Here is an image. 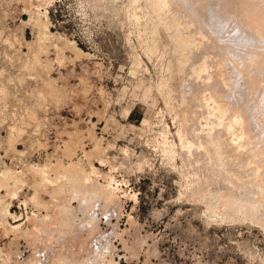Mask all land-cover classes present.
<instances>
[{"label": "rangeland", "instance_id": "rangeland-1", "mask_svg": "<svg viewBox=\"0 0 264 264\" xmlns=\"http://www.w3.org/2000/svg\"><path fill=\"white\" fill-rule=\"evenodd\" d=\"M192 1L0 0V264H264V205L223 208L215 159L191 146L219 126L243 148L226 156L238 186H264V2ZM33 14L48 43L24 25ZM173 16L211 34L192 56ZM203 56L218 70L182 88L180 62ZM69 171L99 193L59 183Z\"/></svg>", "mask_w": 264, "mask_h": 264}, {"label": "bare ground", "instance_id": "bare-ground-1", "mask_svg": "<svg viewBox=\"0 0 264 264\" xmlns=\"http://www.w3.org/2000/svg\"><path fill=\"white\" fill-rule=\"evenodd\" d=\"M148 2H149V5H151L152 7H153V9H154V11L156 12V13H162L165 9H166V7H167V2H168V0H147ZM195 1V0H194ZM194 1H192V2H194ZM199 1V0H198ZM197 1V2H198ZM241 0H234V4L235 3H239ZM244 1V0H243ZM259 1V0H258ZM147 2V3H148ZM179 2H180V0H179ZM260 3L262 2V0L261 1H259ZM263 2H264V0H263ZM177 3H178V1H177ZM201 3H202V1H201ZM219 3V2H218ZM244 3H245V1H244ZM244 3H242V4H244ZM188 4H190V3H188ZM187 4V5H188ZM206 4V3H205ZM210 4H213V3H210ZM258 4V3H257ZM262 4V3H261ZM264 4V3H263ZM262 4V5H263ZM202 5V4H201ZM218 5V4H217ZM238 7H239V5L238 4H236ZM244 5H246V3L244 4ZM260 5V4H259ZM262 5H260V6H262ZM199 7H200V4L198 5ZM214 5H212V7H213ZM219 6V5H218ZM227 6H229V5H227ZM257 6V5H256ZM186 7V6H185ZM191 7V6H190ZM222 7V6H221ZM240 7H242L241 6V3H240ZM263 7V6H262ZM262 7H260V8H262ZM193 8V7H192ZM191 8V9H192ZM216 8V7H215ZM218 8V7H217ZM223 8V7H222ZM194 9V8H193ZM192 9V10H193ZM258 9V8H257ZM176 10V9H175ZM189 10H190V8H189ZM202 10V9H201ZM215 10V9H214ZM218 10H219V8H218ZM223 10V9H222ZM237 10H239L238 8H237ZM255 10V9H254ZM203 11V10H202ZM207 11V10H206ZM212 11H213V9H212ZM260 11H261V9H260ZM263 11H264V8H263ZM215 12V11H214ZM214 12H212V13H214ZM218 13H219V11H217ZM214 13L215 15L216 14H218V13ZM225 12V11H224ZM228 12V11H227ZM244 12V11H243ZM165 13H167L166 11H165ZM196 13V12H195ZM201 13H204V12H201ZM207 13V12H206ZM206 13H205V15H206ZM212 13H211V17H213V15H212ZM242 13V12H241ZM252 13H253V11H252ZM252 13L250 14V15H252ZM259 13H262V12H259ZM36 14V13H35ZM175 14V13H174ZM191 14V13H190ZM199 14V13H198ZM208 14H209V18H210V13H207V16H208ZM221 14V13H220ZM220 14H218V15H216V17L217 16H219ZM255 14H258L257 12H256V10H255V13H254V15H253V17L252 18H254L255 17ZM165 15V14H164ZM188 15V14H187ZM197 15V14H196ZM222 15H223V12H222ZM247 15V14H246ZM191 16H193V15H191ZM198 16V15H197ZM224 16V15H223ZM222 16V17H223ZM259 16V15H258ZM261 16H263V14L261 15ZM187 17V16H186ZM189 18H190V15L188 16ZM222 17H220V18H222ZM177 18V17H176ZM179 18V17H178ZM178 18L177 19H174V16H173V18H171L172 20H174L173 22H172V24H171V27H173L174 29L173 30H176L177 31V33L179 34V36H180V33L182 32V33H184L183 35H182V37H183V43H182V46H184V44H185V46H186V48H188V50L186 51V53L188 52V54L190 55V56H192L189 52H191L192 54H193V52H195L196 53V50L202 45V43H203V41L206 39V41H207V36L206 35H208V34H204V33H206L207 31H206V29H205V31L206 32H202V31H199V28L198 29H196V28H194L193 29V23L192 22H189L188 21V19L189 18H187V20L186 21H188L189 22V24H190V26H192V28L191 29H193L195 32H193V30H191L193 33H191L189 30H190V28L188 29H186V28H184V23L182 22V20H178ZM181 18V17H180ZM205 18V17H204ZM224 18V17H223ZM247 18V17H246ZM252 18H250V20H252ZM260 18V17H259ZM168 19V18H167ZM167 19H165V20H167ZM191 19V18H190ZM206 19H207V17H206ZM249 19V18H248ZM247 19V20H248ZM255 19L257 20L258 19V17L256 18H254V21H255ZM170 20V18L168 19V21ZM184 20V19H183ZM193 20H195V19H193ZM209 20V19H208ZM233 20V19H232ZM243 20V19H242ZM259 20V19H258ZM163 21V22H162ZM162 21H160V23H167V22H165L164 20H162ZM198 21H200V20H198ZM211 21V20H210ZM254 21H252V22H254ZM24 25L25 24H27L28 25V27L30 26L31 28H32V30H34V31H36L37 33L36 34H38V35H36V36H38V41L39 42H41V43H48V37L50 36V35H54V32L50 29V27H51V24H50V22L48 23V25H46V27H44V26H42L43 24H40L39 23V19L37 20V18H36V16H34V14L31 16V17H29V19L27 20V19H25L24 21ZM213 22V21H212ZM247 22H250V21H247ZM261 22V21H260ZM169 23V22H168ZM186 23V22H185ZM198 23V22H197ZM201 23H203V22H201ZM209 23V22H208ZM256 23H258V21L256 22ZM256 23H254V24H256ZM262 23V22H261ZM263 23H264V20H263ZM253 24V25H254ZM186 25V24H185ZM200 25V24H199ZM252 25V24H251ZM258 26H259V23L257 24ZM256 25V26H257ZM262 25V24H261ZM260 25V26H261ZM195 26V25H194ZM255 26V25H254ZM257 26V27H258ZM186 27V26H185ZM187 27H189V26H187ZM199 27V26H198ZM204 26L202 25V28H203ZM253 27V26H252ZM30 28V29H31ZM201 28V29H202ZM231 28V27H230ZM259 28H261V27H258V29ZM196 29V30H195ZM211 29V28H210ZM220 30V29H219ZM197 31V32H196ZM242 31V30H241ZM173 32V31H172ZM211 32V31H210ZM213 32V31H212ZM216 33H218V31L216 32ZM215 33V34H216ZM174 34V33H173ZM222 34V33H221ZM220 34V35H221ZM209 35H211V34H209ZM208 35V36H209ZM174 36V35H173ZM175 36H176V32H175ZM225 36V35H224ZM244 36V35H243ZM218 37V36H217ZM240 37V36H239ZM210 38V37H209ZM222 38H223V35H222ZM52 39V38H51ZM50 39V40H51ZM217 39V38H216ZM220 39H221V37H220ZM235 39V38H234ZM233 39V40H234ZM237 39V38H236ZM49 40V41H50ZM219 40V39H218ZM251 40V39H250ZM40 43V44H41ZM75 45H76V47H77V49H78V51L79 52H82V53H84L85 54V52L82 50V49H80L78 46H77V43L76 42H73ZM195 43H199V45H195ZM208 43V42H207ZM44 44H42V45H44ZM50 44H51V42H50ZM233 44V43H232ZM241 44V43H240ZM49 45V44H48ZM209 45V44H208ZM185 46L183 47L184 48V51H185ZM214 46V45H213ZM245 46V45H244ZM231 47V46H230ZM183 48H182V50H183ZM201 48H202V46H201ZM200 48V49H201ZM244 48V47H243ZM180 49V48H179ZM200 49H198V50H200ZM190 50V51H189ZM192 50V51H191ZM197 50V51H198ZM263 51H264V48H263ZM263 51H262V57H263ZM206 52V51H205ZM210 52V51H209ZM185 53V52H184ZM240 53V52H239ZM188 54H187V56H188ZM198 54V53H197ZM211 54V53H210ZM199 55V54H198ZM213 55H215V54H213ZM242 55V54H241ZM184 56V55H183ZM186 56V57H187ZM205 56V55H204ZM204 56H203V61L202 62H200L199 64L197 63H195V62H193L194 64H196L195 66H197V65H199L198 67H197V69H195L196 67H192L193 68V71L191 72V68H189V66H194V64L192 63V62H190L189 60H192V59H187V60H185V63L183 62H180L181 63V65H182V67L181 68H179V71L181 70V72H183L182 70H184L183 68H187V70L190 72V73H188V71L185 69L184 70V72H183V77H185L186 78V80H184V82H183V85L184 86H182V88H185L186 87V85H187V83H188V81H190L191 79H194L195 78V80L198 82V81H207V79H209V77L211 78V76H212V74H213V71L215 70V68H216V66H212L211 64V66L209 65V63H210V60L208 59L209 58V56H207V59L209 60V62L207 63V59L206 58H204ZM220 56V55H219ZM226 56V55H225ZM260 57H261V55H259ZM202 57V56H201ZM181 58V57H180ZM188 58V57H187ZM185 59V58H184ZM259 59V58H258ZM200 60H202V59H200ZM199 60V61H200ZM219 60V59H218ZM230 60V59H229ZM260 60V59H259ZM184 61V60H183ZM198 61V62H199ZM216 61V60H215ZM263 62H264V59L262 60ZM261 61V62H262ZM260 62V63H261ZM250 63V62H249ZM190 64V65H189ZM193 64V65H192ZM208 64V65H207ZM213 64H215V63H213ZM224 64V63H223ZM248 64V63H247ZM187 65H189V66H187ZM217 65V64H216ZM219 65H220V63H219ZM219 65H217V68H218V66ZM262 65V64H261ZM186 66V67H185ZM215 67V68H214ZM225 67V66H224ZM262 67H263V65H262ZM261 67V68H262ZM216 68V69H217ZM223 68V67H222ZM190 69V70H189ZM260 69V68H259ZM195 70V71H194ZM218 70V69H217ZM216 70V71H217ZM226 70V69H225ZM263 70H264V68H263ZM262 70V71H263ZM180 72V73H181ZM186 72H187V76H186ZM257 72V71H256ZM264 72V71H263ZM262 72V73H263ZM224 73V72H223ZM227 74V73H226ZM214 75V74H213ZM219 76V75H218ZM226 77V76H225ZM220 79V78H219ZM210 80H212V79H210ZM210 80H209V82H210ZM221 80V79H220ZM195 82V81H194ZM204 82V83H205ZM223 82V81H222ZM226 82V81H225ZM199 83V82H198ZM202 84V83H201ZM210 84V83H209ZM231 84V83H230ZM226 85V84H225ZM224 85V86H225ZM235 85V84H234ZM236 86V85H235ZM232 87V86H231ZM230 87V88H231ZM228 88H229V86H228ZM234 88V87H233ZM224 89V88H223ZM224 90H226V89H224ZM231 90V89H230ZM228 91V90H227ZM227 93V92H226ZM234 93V92H233ZM224 94V93H223ZM236 94V93H235ZM245 94V93H244ZM231 95V94H230ZM242 95V94H241ZM223 96V95H222ZM226 96V95H225ZM234 96V95H233ZM217 97V96H216ZM226 98V97H225ZM222 99V98H221ZM232 99V98H231ZM211 102V101H210ZM221 102V101H220ZM232 102V101H231ZM239 102V101H238ZM205 104V103H204ZM204 104H203V106H204ZM242 104H244V103H242ZM229 105V104H228ZM237 105V104H236ZM246 105V104H245ZM250 106V105H249ZM207 107V106H206ZM232 108H233V105L231 106ZM231 107H230V109H231ZM236 107V106H235ZM225 108V107H224ZM227 108V107H226ZM228 109V108H227ZM227 109H226V111H227ZM234 109V108H233ZM222 111H224L225 112V109L223 110V109H221ZM240 110V109H239ZM244 110V109H243ZM235 111V110H234ZM201 112V111H200ZM224 112H222V114L224 113ZM225 113H227V112H225ZM229 113V112H228ZM221 115V114H220ZM229 115V114H228ZM204 117V116H203ZM214 117V116H213ZM229 117H231V116H229ZM242 117L241 116H233V117H231V119H230V121L229 122H231L230 123V128H229V130H228V133L231 131V132H233V135H231V137H233V139H234V137H235V129L238 127V126H241V123H242V119H241ZM206 119V118H205ZM248 121V120H247ZM214 122V121H213ZM219 122V121H218ZM244 122V121H243ZM220 123H218V125H219ZM212 125V124H211ZM210 125V126H211ZM219 126L217 127H215V125H213V128L211 127V129H210V131L211 132H208L209 133V139H204V142H205V140L207 141V142H203V143H201L200 142V144L196 147L195 145H191L192 147H195V148H197V150L198 149H200L201 151H204L205 152V155H206V157H208V160H209V162H212V159H215V168H216V171H215V173H214V175L215 176H218V177H220L221 178V184H222V182H223V184H225V186H227V187H225L223 190L224 191H222V192H224V193H222L221 191H219L218 193H217V197H218V200L217 199H215L214 198V194H212V195H210V196H212L211 197V199H215V200H217L216 202L217 203H219V204H221V203H225V204H222L221 206H223V208H224V205H226L227 206V204L229 203V202H232L233 201V204L232 203H229V204H231V205H229V206H232L233 205V207H235V209H234V211L236 210V212L238 213V210H241V211H239L241 214L243 213L242 212V210H244V207L246 208V207H248L249 208V210L250 211H252V213L256 210V211H258L259 210V208H261L262 206V204L264 205V192L263 193H260L261 191H263V189H264V186H261V187H259L260 189H258V187L256 186L258 183H255V186L257 187V189H258V191L257 192H254L253 190H252V188L253 189H255L256 187L255 186H253V183H252V188H250V189H247L245 186H248V188L249 187H251V183H249L248 181H246V179H245V181H244V183H246V185L243 187V186H238L239 184H240V176H239V174H237V173H235L233 170H230L229 169V166H227V163H226V156L228 155V157H227V159H230L232 156H230L228 153H237V152H239L240 151V149L242 148V147H240V145H238L237 147H236V145L238 144V140H243L245 137H244V134H243V136L242 135H240L241 137H238V139L236 140V142H237V144L235 143V140L233 141L235 144L234 145H229V146H227L228 145V143H227V145H226V143L225 142H228V139H226L227 137H225V139L221 136H218V137H216L215 135V137L213 136V133H215L217 130H219ZM221 132V131H220ZM219 132V133H220ZM230 132V133H231ZM218 133V132H217ZM225 133V132H224ZM223 133V134H224ZM198 135V134H197ZM203 135V134H202ZM226 135V134H225ZM229 135V136H230ZM201 136V135H200ZM206 136V135H205ZM207 136V137H208ZM224 136V135H223ZM206 137V138H207ZM201 138V137H200ZM200 138H198L199 140H200ZM230 138V137H229ZM224 139V140H223ZM203 140V139H202ZM225 140H227V141H225ZM231 140V139H230ZM225 141V142H224ZM230 142H232V140L230 141ZM230 142H229V144H230ZM261 142V141H260ZM240 143V142H239ZM249 143V142H248ZM185 144V143H184ZM233 144V143H232ZM251 144V143H250ZM259 144V143H258ZM261 144V143H260ZM262 145V144H261ZM184 146V145H183ZM190 146V147H191ZM244 148H245V146H244ZM243 149V148H242ZM241 149V150H242ZM259 150H261V149H259ZM200 151V152H201ZM244 151V150H243ZM243 151H242V153H243ZM199 152V151H198ZM253 153V152H252ZM230 156V157H229ZM236 156V155H235ZM242 156H243V154H242ZM241 156V157H242ZM263 156V155H262ZM234 157V156H233ZM231 159H233V158H231ZM231 159H230V161H231ZM237 159H238V157H237ZM236 159V160H237ZM262 159H264V158H262ZM234 160V159H233ZM235 160V161H236ZM229 161V160H228ZM229 161V162H230ZM232 162L233 161H231V164H232ZM237 162V161H236ZM250 163V162H249ZM229 164V163H228ZM238 164V163H237ZM240 164V163H239ZM230 165V164H229ZM250 166H251V164H249ZM256 165V164H255ZM259 165H261V164H259ZM231 166V165H230ZM235 168H236V166H235ZM254 168V167H253ZM260 168V167H259ZM232 169V168H231ZM255 169H257V168H255ZM68 170H70V169H68ZM241 170V169H240ZM260 170V169H259ZM262 170V169H261ZM71 171V170H70ZM68 172V173H66V174H63L62 176H59V178H58V182L59 183H62V184H65V185H68V186H70V187H72V189L75 191L74 193L76 194H80V192L82 191V190H79L80 189V187H81V189H82V185L83 186H85L87 189H88V191H86V196L88 197V196H90V197H94V195H96L97 193H99L98 191H100V190H98V188H100L99 187V185H97V181L96 180H94V179H90V178H88V177H85V176H83V178H80V176H76V175H74L73 176V174H71L72 172ZM238 171V170H237ZM254 171V170H253ZM65 172H67V171H65ZM64 172V173H65ZM84 172V171H83ZM243 172H245V171H243ZM241 173V172H240ZM46 174V173H45ZM82 174V173H81ZM245 174V173H244ZM249 174V173H248ZM251 174V173H250ZM255 174H257V172L255 171ZM59 175V174H58ZM86 175V174H85ZM260 175V174H259ZM99 176V175H98ZM97 176V177H98ZM250 176V175H249ZM254 176V178H255V175H253ZM93 177H95V176H93ZM242 177V176H241ZM258 177V176H257ZM44 178H46L47 180H49V178L51 179V177H47V176H45L44 175ZM243 178V177H242ZM241 178V179H242ZM248 179V178H247ZM252 180V179H251ZM254 180V179H253ZM259 180V179H258ZM257 180V181H258ZM263 180H264V178H263ZM52 181H54L53 180V178H52ZM242 182H243V180H242ZM247 182L249 183V184H247ZM255 182H256V180H255ZM263 182V181H262ZM261 182V183H262ZM260 183V184H261ZM218 184V183H217ZM260 184H258V185H260ZM263 185V184H262ZM88 186H90L91 187V189H90V187H88ZM109 187H111V186H109ZM108 187V188H109ZM8 188V187H7ZM10 188V187H9ZM84 188V187H83ZM107 188V189H108ZM243 188H245L244 190H242ZM262 189V190H261ZM98 190V191H97ZM261 190V191H260ZM104 191V190H103ZM260 191V192H259ZM79 192V193H78ZM102 192V191H101ZM222 193V194H220L219 196H218V194L219 193ZM104 193V192H103ZM74 194V195H75ZM82 194V193H81ZM224 194V195H223ZM214 195V196H213ZM222 195V196H221ZM226 195V196H225ZM80 196H82V195H80ZM244 196V197H243ZM216 197V198H217ZM220 197V198H219ZM243 197V198H242ZM215 200H213L214 202H215ZM211 201V200H210ZM220 201V202H219ZM235 202V203H234ZM260 204L259 205V207H257L256 206V209H253V210H251V208H250V206L252 207V208H254V206L255 205H257L258 203ZM212 203V202H211ZM217 203H215V204H217ZM256 203V204H255ZM213 204V203H212ZM218 204V205H219ZM255 204V205H254ZM214 205V204H213ZM217 205V206H218ZM235 205V206H234ZM237 205V206H236ZM212 206V205H211ZM220 206V205H219ZM218 206V207H219ZM228 207V206H227ZM233 207H231V209H233ZM237 207V208H236ZM238 207H239V209H238ZM264 207V206H263ZM215 208H216V206H213V209L215 210ZM222 208V207H221ZM226 208V207H225ZM212 209V208H211ZM228 209H230V208H228ZM228 209H224L225 210V212L226 211H228L229 213H230V211L228 210ZM264 209V208H263ZM209 210V209H208ZM220 210V209H219ZM218 210V211H219ZM246 211H245V213H243L244 214V216L247 214V216L248 215H250L251 214V212H249L248 210H247V208L245 209ZM217 211V212H218ZM234 211L232 210V212L234 213ZM248 211V213H246ZM262 211V210H261ZM6 212L10 215V217H12L13 215H12V212L11 211H9L8 210V208H6ZM224 212V213H225ZM227 212V213H228ZM235 212V213H236ZM232 213V214H233ZM234 213V214H235ZM214 214V213H213ZM234 214H233V216H234ZM254 214V213H253ZM258 214H259V212H258ZM262 214V213H261ZM12 215V216H11ZM256 215H257V213H256ZM242 216V215H241ZM253 216H255V215H253ZM262 216H264V215H262ZM13 218H14V216H13ZM16 218V220L18 219V217H15ZM252 218H254V217H252ZM258 221H259V219H258ZM17 223H19L16 227H20L21 225H22V223H21V220H17L16 221Z\"/></svg>", "mask_w": 264, "mask_h": 264}, {"label": "trees", "instance_id": "trees-1", "mask_svg": "<svg viewBox=\"0 0 264 264\" xmlns=\"http://www.w3.org/2000/svg\"><path fill=\"white\" fill-rule=\"evenodd\" d=\"M50 17L53 22H56L57 15H54L52 11L50 12Z\"/></svg>", "mask_w": 264, "mask_h": 264}]
</instances>
